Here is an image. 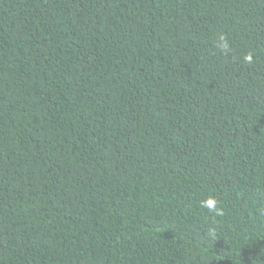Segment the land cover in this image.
Segmentation results:
<instances>
[{
	"label": "trees",
	"instance_id": "16d2710c",
	"mask_svg": "<svg viewBox=\"0 0 264 264\" xmlns=\"http://www.w3.org/2000/svg\"><path fill=\"white\" fill-rule=\"evenodd\" d=\"M0 264H264V0H0Z\"/></svg>",
	"mask_w": 264,
	"mask_h": 264
},
{
	"label": "clouds",
	"instance_id": "9594fccd",
	"mask_svg": "<svg viewBox=\"0 0 264 264\" xmlns=\"http://www.w3.org/2000/svg\"><path fill=\"white\" fill-rule=\"evenodd\" d=\"M216 47L223 53L227 54L230 51V44L225 39L223 35L219 36ZM246 60L250 57H245ZM217 201L215 199L209 198L206 201L202 202V206L208 208L210 211H215L217 215L220 214V210L216 207ZM213 233H210L212 235Z\"/></svg>",
	"mask_w": 264,
	"mask_h": 264
}]
</instances>
